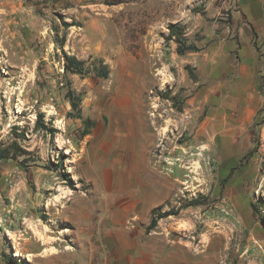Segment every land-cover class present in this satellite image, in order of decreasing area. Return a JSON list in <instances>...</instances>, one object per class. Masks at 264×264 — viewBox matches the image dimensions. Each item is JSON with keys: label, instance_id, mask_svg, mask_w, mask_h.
Masks as SVG:
<instances>
[{"label": "rangeland", "instance_id": "374dc122", "mask_svg": "<svg viewBox=\"0 0 264 264\" xmlns=\"http://www.w3.org/2000/svg\"><path fill=\"white\" fill-rule=\"evenodd\" d=\"M186 1L205 26L232 22L222 8L227 0ZM186 7L178 0H0V264H264L260 134L249 150L246 137L239 144L197 139L191 123L180 136L163 134L145 187L139 168L134 177V151L118 156V185L105 163L90 168L95 136L125 121L138 126L141 78L149 123L150 110L163 108L152 103L160 93L182 108L185 89L171 96L156 50L177 43L167 39L169 25L185 28L178 16ZM205 26L195 39L205 38ZM63 49L85 61L84 75L64 71ZM101 61L108 79L97 75ZM171 70L177 87L181 72ZM69 89L96 119L91 137L83 136Z\"/></svg>", "mask_w": 264, "mask_h": 264}, {"label": "crops", "instance_id": "0c3cea01", "mask_svg": "<svg viewBox=\"0 0 264 264\" xmlns=\"http://www.w3.org/2000/svg\"><path fill=\"white\" fill-rule=\"evenodd\" d=\"M178 1L181 7H186V0ZM198 1L205 2L206 6L213 4V1ZM222 8L230 12L231 23L223 20L221 23L208 24L207 27L206 19L187 7L183 15L178 16L185 26L188 43H194L199 50L189 51L181 56L177 53V43L171 48L165 46L156 50L157 56L160 57L156 70L167 71L164 86L171 90V96L177 94L178 88L185 89L182 108H175L170 98L155 96L152 103L153 100L155 103L160 101V105L163 102V108L150 110L155 116V124L152 125L154 122L151 121L149 123L143 97L147 82L145 78H141L143 95L137 107L138 126L133 129L132 125L125 121L123 129L109 131L99 139L95 136L97 141L91 153L90 168L105 163L110 168L107 173L115 183L116 176L113 178L112 171L119 165L116 162L118 156L124 149L134 151V157L130 159L135 168L134 177L136 178V169L139 168V177L142 178L140 185L145 187L149 185L145 179L151 177L150 154L157 149L161 136H170V132L180 136L190 123L191 127L196 129L197 139H205L208 136L219 137L221 141L224 137V142L234 141L239 144L240 137H246L245 149L249 150L254 148L252 137L258 133L262 138L261 147H264V0H227L222 3ZM204 26L207 31L203 30L201 35L205 34V38L195 39L194 33L202 30ZM205 40L210 42L208 46L204 43ZM171 67H176L177 71L181 72L182 81L177 87H174ZM168 73H171V76ZM154 75L161 79L158 73ZM155 83L159 84L157 80ZM89 105L94 109L93 102ZM174 111L178 112V120L173 118L171 112ZM82 115L83 118L96 120L85 113ZM156 115L164 120V126H161ZM189 116L192 117L191 120ZM153 126L155 130L152 129ZM102 143L108 145L105 151L102 150ZM88 171L86 169L87 174ZM139 196L142 199V195Z\"/></svg>", "mask_w": 264, "mask_h": 264}, {"label": "trees", "instance_id": "16d2710c", "mask_svg": "<svg viewBox=\"0 0 264 264\" xmlns=\"http://www.w3.org/2000/svg\"><path fill=\"white\" fill-rule=\"evenodd\" d=\"M170 34L168 35V40H176L178 43L177 53L179 55H185L189 51H197L198 47L194 43H188V39L185 36V28L181 27L179 24H171L169 25ZM63 57L65 60L64 63V71L69 74H79L84 75L86 73L85 69V61L78 59L75 55H68L63 49ZM101 67L97 70V75L101 78L108 79L109 78V69L108 66L105 65L102 61L100 62ZM162 96L163 94L160 93ZM67 98L70 101L73 110L77 111L79 118L83 120L85 125V129L83 131V136H87L91 134L90 130H92L95 125V121L90 118H83L81 112L82 106V97L80 94H76L75 91L69 89L67 92ZM174 99V98H172ZM39 117H43L40 115ZM38 126L41 125L40 121L37 122ZM44 126V125H43ZM0 159H2V153L0 152ZM60 165V163H58ZM162 217H166L170 215L169 213H163ZM161 217V218H162ZM157 219L153 218L151 224L149 226V230L155 228L157 226Z\"/></svg>", "mask_w": 264, "mask_h": 264}, {"label": "bare ground", "instance_id": "6f19581e", "mask_svg": "<svg viewBox=\"0 0 264 264\" xmlns=\"http://www.w3.org/2000/svg\"><path fill=\"white\" fill-rule=\"evenodd\" d=\"M126 157V156H125ZM68 217V216H67ZM69 218V217H68ZM68 231V230H67ZM67 231H65L64 233H66ZM32 258V257H31Z\"/></svg>", "mask_w": 264, "mask_h": 264}]
</instances>
